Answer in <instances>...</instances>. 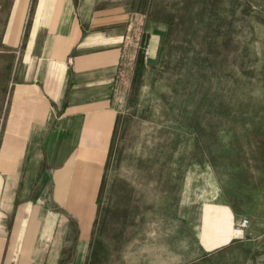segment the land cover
<instances>
[{
	"label": "rangeland",
	"instance_id": "374dc122",
	"mask_svg": "<svg viewBox=\"0 0 264 264\" xmlns=\"http://www.w3.org/2000/svg\"><path fill=\"white\" fill-rule=\"evenodd\" d=\"M22 1L0 0V27L17 14L25 51L36 13L92 0ZM94 1L97 24L125 17L95 27V56L117 67V118L86 264H264V0ZM39 179L20 181L19 197L2 182L0 239L15 224L28 242L39 231L40 252L73 256L77 221Z\"/></svg>",
	"mask_w": 264,
	"mask_h": 264
},
{
	"label": "crops",
	"instance_id": "0c3cea01",
	"mask_svg": "<svg viewBox=\"0 0 264 264\" xmlns=\"http://www.w3.org/2000/svg\"><path fill=\"white\" fill-rule=\"evenodd\" d=\"M52 1L56 6L58 0ZM89 4L92 8L95 1ZM82 7L81 13L63 8L36 13L25 51L18 49L21 25L17 14L6 15L9 23L0 27V117L5 114L0 187L2 182H11L12 187L1 189L2 194L24 196L20 181H36L40 174L41 186L49 183L46 188L58 197L59 207L78 224L73 256L64 246L40 252L39 231L28 242L18 237L21 226L13 224L9 236L0 239V264H86L88 260L93 204L117 118L108 85L115 80L117 67L112 62L113 68L107 69L105 61L95 56V27L122 22L125 16H108L97 24L100 18L95 11ZM40 17L48 24H40ZM9 84L12 92L7 97ZM51 149L53 153L47 154ZM60 231H65L60 236L67 241L66 224ZM54 238L56 245L65 244Z\"/></svg>",
	"mask_w": 264,
	"mask_h": 264
},
{
	"label": "built area",
	"instance_id": "2783aa9c",
	"mask_svg": "<svg viewBox=\"0 0 264 264\" xmlns=\"http://www.w3.org/2000/svg\"><path fill=\"white\" fill-rule=\"evenodd\" d=\"M149 52V47H147V49L145 50V56H144V59L145 60H147L148 59V55H147V53ZM67 64L68 65H71L72 64V59L71 58H69L68 60H67ZM246 222H247V220L246 219H244V220H242V219H240L239 220V227H242V226H244L245 224H246Z\"/></svg>",
	"mask_w": 264,
	"mask_h": 264
}]
</instances>
